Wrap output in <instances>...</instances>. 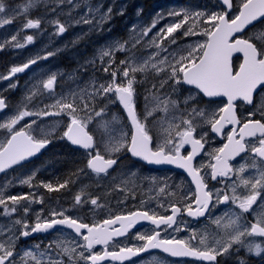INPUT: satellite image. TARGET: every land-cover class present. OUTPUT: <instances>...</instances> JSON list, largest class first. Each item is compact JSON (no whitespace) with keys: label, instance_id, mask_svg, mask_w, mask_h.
<instances>
[{"label":"snow or ice","instance_id":"obj_1","mask_svg":"<svg viewBox=\"0 0 264 264\" xmlns=\"http://www.w3.org/2000/svg\"><path fill=\"white\" fill-rule=\"evenodd\" d=\"M41 2L44 0H24L23 4L17 6V12V9L9 8L6 0H0V27L12 24L17 15L23 14L25 22L21 25V31L40 29L41 19L30 18L28 13ZM65 3L74 8L78 6L74 0H55L51 12L55 13ZM218 4V11L196 12L195 17L188 13H170L182 18L159 29L157 35L147 40L156 49L155 52H151L147 58L122 59L113 67L116 64L115 53L127 52L129 47L135 48L144 43V38H148L156 27L160 19L158 17L149 27L134 35L130 45L127 41L116 42L100 51L101 70L109 75L108 82L99 85L93 83L90 91L81 89L78 92L70 91L67 96L52 97L53 103H44L42 108H29L34 97L54 92L55 74L46 79L40 78L25 93L21 107L0 121V129L7 133L0 141V173L28 160L51 142L49 136L43 134L37 120L33 119L17 127L21 121L27 117L43 119L66 116L67 123L62 138L84 149L86 154L85 168L79 169V172L90 170V174L99 178L110 176L109 170H115L118 154L122 151L149 164L175 165L183 169L195 185L194 191L183 195V205L171 204V214L167 216L137 210L93 224L66 214L67 210H52L43 219L38 213L36 222L30 225L22 218H15V214L23 211L27 216L31 210L30 204L43 203V199L30 200L28 195L5 196L0 191V217L6 218L3 226H0V264H100L104 260L123 264L125 260H131L150 249H160L172 257H193L207 264H218V256L230 253V250L239 251L240 247L255 255L264 252V240L257 242L255 239L264 238V211L256 213L253 207L256 205L264 210V31H254L258 25H264V0H239L238 6L235 0H218ZM85 7L86 12L81 14L76 23L102 24L111 16L109 8L106 13H101L98 21L94 20L91 15L92 7ZM196 18H201L200 23L208 27L198 28ZM52 23L58 34L66 31V26L58 19ZM133 32L135 33V29ZM177 32L180 36L202 35L205 39L187 48L178 47L170 51L163 41L177 44L179 37L173 35ZM249 32L252 34L249 35ZM18 35L19 32L13 34L10 40L0 43V50L6 44L15 48L25 47L18 41ZM26 39L28 43L33 42L32 35H27ZM235 53H242L243 56L238 68L233 65ZM51 55L54 53L36 56L22 65L12 66L6 75H0V81L7 80L10 82L8 88H16L18 82L13 81V77ZM136 73H152L158 78L145 97L146 112L143 119L137 115L133 99ZM121 75L123 80L119 79ZM181 85L193 86L198 90L195 95L202 94L209 98V103H212L211 98L216 97L226 98V102L216 109L199 108L191 103L195 96L181 99L175 95ZM165 86L168 90L162 91ZM113 96L123 106L131 122L130 139L127 138V133L118 132L111 127L112 121L107 118L106 104H97L98 98L101 102L105 98L112 101ZM238 102L250 106L246 116L238 113V108L241 107ZM7 107L5 99L0 98V112ZM156 113L161 115L156 120L159 135L154 138L146 121ZM93 122L103 129L99 140L94 139V134L88 130L89 124ZM33 125H36L35 129ZM228 125L232 127L226 135L227 143L205 153L209 157L207 165L195 166V158L204 151L209 135V132L198 133V129L207 127L211 133L222 135ZM37 132L41 134L37 135ZM185 145H190L191 151L182 154L181 150ZM246 152L251 153V163H242L234 168L230 161ZM204 167L210 169V172L202 175ZM249 169L252 174L245 176L244 173ZM209 176L225 187L215 191L209 189L206 179ZM33 179L34 174L21 183L31 187ZM69 183L71 181L66 180L55 187L51 183H42V187L48 192H54L67 188ZM241 187L245 189L243 195L237 191ZM159 193H166V187H160ZM73 199L75 206L90 204L92 210L104 207L100 197H92L83 190ZM22 201L25 203L21 204ZM222 204L234 205L240 211L237 213L229 208L223 215L212 217V210ZM185 213L194 219L210 220L216 230L212 233H197L192 230L187 239L163 236L162 232L169 228L173 232L181 230L179 225H173L177 224L176 217ZM245 213L254 214V220L245 222L246 218L242 219ZM140 221H150L155 226L148 233L136 235L135 238L142 241L140 245L126 246L116 242L109 249L114 237L125 236ZM117 224L119 227L114 228ZM57 226L70 232L45 248L36 244L22 253L17 251V242L21 237L49 232ZM98 244L105 246L102 253L92 251ZM234 245L237 247L233 248Z\"/></svg>","mask_w":264,"mask_h":264},{"label":"rangeland","instance_id":"obj_2","mask_svg":"<svg viewBox=\"0 0 264 264\" xmlns=\"http://www.w3.org/2000/svg\"><path fill=\"white\" fill-rule=\"evenodd\" d=\"M78 2L81 3L82 0H78ZM15 9L18 10V8ZM85 10L87 9L85 8ZM131 11L135 14V19L132 21V24L130 25L131 26V32L129 34L130 43L134 35H138L144 28L149 27L153 21L157 20V18L160 17V19L156 24L157 28L156 27L153 28L152 31L149 33V37L144 38L145 42L142 43L141 45H138L135 48H131L130 52L127 54L128 58H136V59L147 58L151 52L156 51L155 48L151 47L147 43V40L153 37L154 35H157L159 29L166 27L169 23H172L179 17L175 15H170V13L173 12H180L181 14L183 13L182 10L177 8L157 7L156 9L150 12V17L148 18V20L144 21V19H141L140 17V14L142 13L141 8L135 7L133 5ZM81 14L82 12L78 14V18L81 16ZM18 16H25V15L20 14L17 15V17ZM117 16H118V12L115 11V13H113L112 20L114 23L116 21L121 25V19L116 18ZM166 18H169L171 20L167 24L158 28L159 24ZM94 20L98 21V19H94ZM79 24L69 21L67 25L68 27L69 26L79 27L80 25L83 26V23H81L80 25ZM102 24L98 22L92 24H86V26L88 27L87 31L85 26L82 30L76 29L75 31H72L71 29L70 34H68L65 31L63 35H61L62 37H57V43L63 48L67 46L71 41L74 43L76 42L79 43L81 42L82 38L85 41H88V39L92 37L93 34L98 35L105 33L107 26L106 24L103 25ZM121 27L123 28L124 31H126L124 24L121 25ZM133 29H135V33L133 32ZM31 30L33 29H27L21 33L20 29L12 30L11 28L8 29L5 28L3 31L0 32V43H3L6 39L10 40L13 34L19 32L17 39L19 42L23 43L26 46L23 48H15L16 54L13 53L11 57H6V58L2 57L4 60H3V64L0 63V75H6L8 73L5 72L6 69L9 71V69L12 66L22 65L31 58H34L39 55L44 56L45 54H47L48 48L47 46L43 45L42 34L40 32L36 33L37 44L34 47H32L33 42L32 43L27 42L26 37L27 35H30L29 32ZM260 31H264V29ZM187 37L190 38V40L184 43H178L177 40V44H169L168 40H164L163 44L168 46L169 50L171 51L177 49L178 47L187 48L189 45H194L197 42L204 40L202 39L203 36H194L193 38L192 36H187ZM186 38H184V40L188 39ZM5 47H9V46L5 45ZM57 47L58 46H54V48ZM105 47L107 46H104L102 49H105ZM1 51L2 50H0V52ZM41 61H45V59H42ZM101 67L102 65L98 66V71H101ZM64 71L65 69L62 63H59L57 66H54L49 62L45 61L42 62V64L39 67H37V69H35L32 73L22 78L20 82L18 81V79H14L13 81L18 82V86L16 88H8L7 85L10 82L7 80L0 81V95L7 93L8 97L11 99L9 110L3 117L0 118V121L6 119L11 114H14L21 107L22 101H24L25 93L28 91L29 88L32 87L33 83L37 82L40 78L46 79L48 76L55 74L56 76L55 83L57 86V90L53 95H51V97L67 96L70 91L78 92L79 90L85 88L84 82H82L81 78H78V76H70V77L64 76L65 74ZM136 74L140 76V79H145L146 75H151V73H136ZM134 90L136 91L135 86H134ZM189 96H192V93L187 94V97ZM49 97L50 96H47V98ZM134 102L136 104V101ZM28 106L29 108H34V107L42 108L43 103H41V99H39L38 102L34 104V106H31V103ZM139 107H140L141 116L142 118H144L146 112V100H143L140 103ZM156 114H158L159 116L161 115L160 113H156ZM113 117L115 118V120H113ZM48 118L56 119L58 124L51 123V121ZM107 118L109 121H112L111 123L112 128L116 129L118 132L122 131L124 133H127L128 134L127 138L129 139L130 134H129V129L126 126V121L124 120L122 115L117 111V109L110 108V110L107 111ZM157 118L149 117L148 120L146 121L148 127L151 129L154 138L159 135V129L156 125ZM33 119L37 120V124H39L40 129L43 131V134H46L49 137L57 133L59 130H63L67 123L66 116L46 117L43 119L37 117H27L25 118L24 121H21V124L17 125V127H21L22 125L26 124L27 122ZM33 128L35 129L36 125H33ZM89 129L94 134L95 139L99 140L101 138L103 129H100L99 126L95 124V122L89 124ZM36 134L39 135L41 133L37 132ZM6 135H7L6 131L0 129V141H2ZM106 138L107 137L105 136V139ZM125 154L126 151H122L121 153L118 154L120 160L119 166L114 172L111 173L110 176L99 178L96 177L95 174H90V172H87L85 174L82 173L84 175L78 178L77 182L75 183L74 189L72 191H69L70 193L68 194V196H66L63 200H61L62 198H60L56 202L60 204L63 202L65 207L64 206L59 207L56 204L52 203L51 205L47 206L48 213H45L46 209L43 210L42 206L44 204V199L42 198L43 203L32 202L30 204L31 210L28 212L27 216L24 215L23 211H20V216H15V218L17 219L22 218L26 222L30 223V222H36L38 213L41 215V219H43V218H47L52 210H67L66 214L71 216H76L79 219H83L85 222L89 221L92 223L93 222L101 223L103 219L110 218L116 215H122V214L126 215L131 209L135 208L136 204L130 203V200H135L140 202L141 203L140 206L142 208L152 213L153 212L158 213V211L162 213L166 211L169 207L166 202H170V203L173 202V199H169V196H172L174 194L172 191H175L176 195L177 194L181 195L183 191H189L187 187H183V185L181 183H178L176 180L168 181L165 179V177L164 179L159 177H148V175L146 173H143L139 167L133 165L129 160V157H126ZM31 175H33L31 169L26 167L24 169H21V171H17L11 175L0 177V191H2L5 196L28 195L30 200H33V198L35 200L41 199L39 197L32 195L33 192H36L32 186L29 187L28 185L21 183L23 179H26ZM160 187H166V193L163 194L159 193ZM120 188H123L124 190L121 191ZM82 190L86 194L92 197H100V202L104 204V207L92 210V206L90 204H86L83 207L75 206L73 198L77 193L81 192ZM167 193H172V194L168 195ZM23 203L25 202L22 201L21 204ZM5 219L6 218L0 217V222L1 220L2 222H5ZM186 225L187 224L185 222H181L180 229H186L192 234V229L190 228V225L189 227ZM203 231H204L203 228L197 229L198 233H205ZM60 238H62V236L58 237V239ZM141 243L142 241L137 240L135 237L132 240L133 245H138V244L140 245ZM122 245H126V243ZM244 249L247 251L246 248ZM65 258L67 259V257H64V259ZM135 264H173V263L169 261L167 262L163 259L153 258V259H149L148 261H144L141 263L138 262Z\"/></svg>","mask_w":264,"mask_h":264},{"label":"flooded vegetation","instance_id":"obj_3","mask_svg":"<svg viewBox=\"0 0 264 264\" xmlns=\"http://www.w3.org/2000/svg\"><path fill=\"white\" fill-rule=\"evenodd\" d=\"M18 1H20V0H18ZM48 4H51V0H44V2L39 3V5H40L39 9L40 10L37 9V7L33 8L31 10L32 16L36 15L38 12H46V10L48 8ZM109 8H111V16L109 19H107L103 23V24H108L105 33L92 36L88 39V41H85L82 38L81 42L77 43V45L72 47L75 50H68V46H66V49H65L66 51H63L61 53H57L55 56L51 55L50 57H48V59H45V61L49 60L50 62H55L56 64H59V63H66L65 60L69 59L71 61V63L78 69L80 76H82L83 78L86 76L95 77L98 74V66H97L98 64H97L96 55L99 52H96L94 46L96 44H99L101 38L115 36V34L117 32V29L114 27L115 23L112 20L113 13H115V11H117L116 0H102L101 2H100V0H98L97 9H96V11H93L94 13L92 15V17L94 19H98L99 16L101 15V13H106L107 9H109ZM45 25H44L43 31L41 28L38 30H35V29L31 30L30 34L33 36L32 47H34L37 44V35H36L37 32H40L42 34V36L44 35L45 37H47L49 29H47V25L46 26ZM85 28L87 31L88 27H85ZM262 29H264V27H262ZM98 31H100V30H98ZM97 40H98V42H97ZM50 51H51L50 48H48L47 53H49ZM70 54H72V56H73L72 58H70V56H69ZM115 55H116V53H115ZM39 56H42V55H39ZM41 60L42 59H40L35 64L34 69H36L38 66H40L42 64L43 61H41ZM70 74L72 75L73 73H70ZM45 96H46V94H45ZM256 99H257V102H259V97H257ZM193 104L198 107L201 105H213L214 103H209L208 101L199 97V99L196 102H194ZM218 107H220V106H218ZM249 107L250 106H246V105H243L241 103V107L238 108V113L241 114V116H246V111ZM50 121H51V123H55V124L58 123V122H54L53 120H51V118H50ZM230 129L231 128L223 130L222 135H216V134L214 135L213 133L210 132V130L207 127L204 128L203 132H209L208 143L205 144L204 151H202L200 153V155H198L197 158L195 159V161H194L195 166L199 167L200 165H207L209 163V157L205 153L206 152H212L215 149L220 148L225 143H227L226 135L230 131ZM61 133H62V130H59L57 133L51 135L49 137L51 142L49 143L48 147L36 159H34L33 162L31 164H29V166H27L28 168L31 169L32 173L34 174V179L32 180V187L36 192H33L32 195L44 199V204L42 207H43V210L46 209L45 213H48V210H47L48 207L47 206L51 205L52 203L56 204L59 207H63V206L65 207L63 202L61 204L56 203L58 201L57 199L62 197L61 200H63L66 196H68V194L70 193L69 191H72L74 189L75 183L77 182L78 178L85 174V173L82 174V172H79L80 175L77 177V179H75V181L71 187L67 188L66 190L60 189L59 191H57V193L48 192L46 188L42 187V183H49V181L59 177V175H56L57 171L53 168L52 165H50V164H52V160H53L52 158L53 157H49V156L54 155L55 153H58L59 150L63 149L64 146H67L69 148V146L64 142H59V143L53 142V139L56 137H59ZM198 133H199V130H198ZM248 139H253V138H248ZM72 151H74V150H72ZM75 153H77V155L79 156V158H80L79 160L83 161V159H84L83 154L80 152H76V151H75ZM250 156H251V153H249V152L242 153L240 156H238L234 160L230 161V164L234 168H238L239 165L242 163H251V161L249 159ZM138 167L140 168V170H142L143 173H146L148 175V177H159L162 179H164V177H165V179H167V180L175 178L182 185L185 184V186H187L190 189V191L195 190V188L193 186L191 188L188 181L184 177H182L181 175L173 174V173H169V172H155L154 170L145 168L141 165ZM24 168H26V167L20 168L17 171H21V169H24ZM208 172H210V169H208L207 167H204L202 169L201 174L204 175L205 173H208ZM251 174H252L251 169H249V171L244 173L245 176H249ZM206 179L208 182L209 189H212L213 191H215L216 189H222L225 187V185L223 183H217V181L211 180L210 176L207 177ZM233 180H235V176H233ZM228 183H231V182L229 181ZM237 191H238V193H240L242 195L245 194V189L243 187L238 188ZM172 192L174 194L172 196H169V199H173V202L172 203L166 202L169 206L168 209L162 213L160 211H158V213H155V214L167 216V215H170V204L176 203L179 206L183 205V203H184V201L182 199L183 195L185 193H188V192L183 191L181 195H179V194L176 195L175 191H172ZM130 203H135L136 205H135V208L131 209L127 214H130V213L135 212L137 210H146L140 206L141 203L138 201L130 200ZM253 207L256 210V213L264 211V210L258 208L256 205H254ZM229 208H232V210L237 212V213H239V211H240L238 208H235L234 205L222 204V205H218L216 208H214L212 210V217L223 215V213L225 211H227ZM150 214H152V212H150ZM243 218H246L245 222L253 221L254 220V214L245 213V214H243L242 219ZM181 222H185L187 224L186 226H188V227L190 225V228L192 230H195L196 232H197L198 228H203V230H204L203 232H207V233H212L216 230L215 225L212 224L210 222V220H206V219H204L201 222H196L193 220L191 222L188 218H186V216L184 214H182V215H180V217L178 219V223H177V225H179V227H180ZM34 223L35 222H30L29 224L32 225ZM87 223L93 224L94 222L92 223V222L87 221ZM3 224H4V222L1 221L0 226H3ZM154 228H155V226L146 225V226L137 228L136 231L132 230V231L128 232V236L125 239L120 241V244L126 243V246H138L139 244L138 245L132 244L133 238L136 237V235L138 233H148V232L152 231ZM69 232L70 231L59 229V230L52 232L50 234H47V235L35 233V234L30 235L29 237H26V238L21 237L19 239V241L17 242V251L21 252L23 250L32 249L36 244H39L41 246V248H45L51 242L57 240L58 237L66 236ZM187 232L189 233V231H187L186 229H181L179 232H173L172 229L169 228L166 232H162V235L165 237H169L171 235V236H175L176 238L187 239L188 238ZM255 239L257 242L264 240V238H259V237L255 238ZM113 245H111L109 247V249L113 248ZM262 246H264V245H262ZM235 247H237V246L234 245L233 248H235ZM104 250H105V247L100 248V247L94 246L92 251L94 253H102ZM116 250H118V248ZM153 258L163 259V260H165L167 262L169 261L173 264H200V263H196V262L188 261V260H175V259H173L169 256H166L164 254H161V253L160 254L159 253H153V254H148V253L142 254L141 253V255L132 257L131 260L126 261V262H129V261H131V262H129V263L123 262V264L124 263L135 264L138 262L141 263L144 261H148L149 259H153ZM217 262H218V264H264V252H261L260 255H255V254H252V253H249L248 251H246L244 249V247H240L239 251L230 250V253H226L223 256H218ZM108 264H120V263L109 262Z\"/></svg>","mask_w":264,"mask_h":264},{"label":"trees","instance_id":"obj_4","mask_svg":"<svg viewBox=\"0 0 264 264\" xmlns=\"http://www.w3.org/2000/svg\"><path fill=\"white\" fill-rule=\"evenodd\" d=\"M194 1L195 0H192V5L195 3ZM196 19H197V27L198 28L208 26L206 24L200 23L201 18H196ZM135 76H136V83L138 84V87H137L138 98H139V95L146 94V93L149 94L148 90L151 88L153 83L157 82V79H158L157 77H148L149 79L145 78V79H143L145 81H143V80H139L140 77L138 75L135 74ZM152 78H155L156 80H151ZM100 83H101V81L99 82V84ZM145 86H147V87H145ZM165 88H167V86H165ZM49 157H53L51 165L58 172L56 175H59L58 178L49 181V183L53 184V186L55 187L59 183H62L66 180H70L71 183H69L67 188L71 187L73 185L75 179H77V177L80 175V173L78 171L80 169L79 166H81V168L84 169L83 161H80L79 160L80 158L77 155V153H75V151H72L67 146H64L63 149H60L58 153H55L54 155H50ZM67 188H65L64 190H66ZM53 193H57V191H54ZM58 199H60V198H58Z\"/></svg>","mask_w":264,"mask_h":264},{"label":"water","instance_id":"obj_5","mask_svg":"<svg viewBox=\"0 0 264 264\" xmlns=\"http://www.w3.org/2000/svg\"><path fill=\"white\" fill-rule=\"evenodd\" d=\"M235 55H242V53H235L233 56H235ZM30 69V67L28 68V69H26L25 71H27V70H29ZM21 73H18L17 75H20ZM188 86V85H187ZM188 87H193V86H188ZM121 105V104H120ZM121 107H122V109L124 110V108H123V106L121 105ZM6 109H4L3 110V112L5 111ZM3 112H0V114L1 113H3ZM124 112H125V114H126V116H127V113H126V111L124 110ZM69 142V141H68ZM70 143V142H69ZM71 144V143H70ZM72 145V144H71ZM72 146H74L75 148H77V149H82V148H79L78 146H75V145H72ZM40 152V151H39ZM39 152L36 154V155H34V156H32V157H30L28 160H26V161H23L22 163H24V162H28V161H31L35 156H37L38 154H39ZM135 159H137V160H139V161H141V162H143V163H145L146 165H149V166H151V167H155V168H160V169H162V168H165V167H169V168H175V169H177V170H179V171H182V172H185L183 169H180V168H177L175 165H170V164H160V165H156V164H149L147 161H144V160H141L140 158H137V157H134ZM21 163V164H22ZM15 166H17V165H15ZM14 167V166H13ZM186 173V172H185ZM187 174V173H186ZM188 175V174H187ZM190 177V176H189ZM191 178V177H190ZM114 238H118V237H114ZM100 246H104V245H100ZM178 258H181V257H178ZM126 261V260H125ZM117 262H119V261H117Z\"/></svg>","mask_w":264,"mask_h":264},{"label":"bare ground","instance_id":"obj_6","mask_svg":"<svg viewBox=\"0 0 264 264\" xmlns=\"http://www.w3.org/2000/svg\"><path fill=\"white\" fill-rule=\"evenodd\" d=\"M44 9V8H43ZM40 10V9H39ZM45 10V9H44ZM43 10V11H44ZM38 12V11H37ZM36 13V12H35ZM83 13V12H82ZM120 16H117L116 18H118V19H121V18H119ZM67 18H71L70 16H67ZM80 18V17H79ZM79 24V23H78ZM81 24V23H80ZM79 24V25H80ZM121 25H123V23H122V19H121ZM121 25L119 24V23H117L116 21H115V28L117 29V30H119V31H124L123 30V28L121 27ZM125 25V24H124ZM46 26V25H45ZM106 26H108V24H106ZM76 27H78V26H76ZM75 26L74 27H72V31H75L76 29H83L84 28V26H82V25H80L78 28H76ZM44 28V27H43ZM125 29L127 30L128 29V27L125 25ZM93 36H95L94 34H93ZM97 42H98V40H97ZM77 43V42H76ZM102 50V49H101ZM25 51H26V49H25ZM24 53V52H23ZM80 57V56H79ZM75 64V63H74ZM13 91V90H12ZM51 165V164H50ZM49 167V166H48ZM79 168L80 169H82L81 168V166H79ZM53 172V171H52ZM56 173H58V172H56ZM82 173H84V172H82ZM71 198V197H70ZM112 210H114V209H112Z\"/></svg>","mask_w":264,"mask_h":264}]
</instances>
